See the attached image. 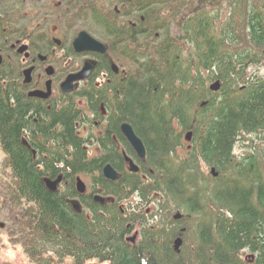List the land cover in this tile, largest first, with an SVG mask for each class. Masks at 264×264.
Masks as SVG:
<instances>
[{
    "label": "trees",
    "instance_id": "trees-1",
    "mask_svg": "<svg viewBox=\"0 0 264 264\" xmlns=\"http://www.w3.org/2000/svg\"><path fill=\"white\" fill-rule=\"evenodd\" d=\"M51 21L71 35L63 44L74 61L82 30L73 26L90 25L107 53L93 54L86 88L48 103L25 94L21 63L17 73L0 66V149L14 178L6 199L30 260L264 264V0H0V48L27 42L53 59ZM107 165L117 181L105 178ZM59 176L50 191L45 178ZM82 176L87 194L77 192Z\"/></svg>",
    "mask_w": 264,
    "mask_h": 264
},
{
    "label": "water",
    "instance_id": "water-1",
    "mask_svg": "<svg viewBox=\"0 0 264 264\" xmlns=\"http://www.w3.org/2000/svg\"><path fill=\"white\" fill-rule=\"evenodd\" d=\"M56 42L59 43V41H56ZM73 47H74V51L78 54L96 53V54L104 55L107 52L106 46L103 43H101L100 41L93 38L86 31L80 32V34L77 36V38L73 42ZM16 53L23 57L22 62L24 64H26L27 61L31 57V53L29 51V45L28 44H21L17 48ZM41 59L44 60L45 57H41ZM2 60H3V58H2V56H0V66L2 64ZM95 67H96L95 61H93V60L86 61L84 63L83 68L78 73L70 75L62 83V85H61L62 91L64 93L73 92L75 90V84L77 82L88 79ZM112 68H113L114 72H116V73L118 72V68L116 65H113ZM32 72H33V68H28L27 70H25L23 72L25 84L31 83ZM46 74L48 76H52L54 74V68L52 66L48 67L46 69ZM100 84H101L100 81H97L96 86L100 87ZM51 85H52L51 81H48L46 84V87L48 90L47 95L43 96L42 95L43 93H41V92H34V93H31L30 95L40 96V98L47 99V98H49L50 93H51ZM219 88H220L219 83H216L211 87V89L214 91H217ZM121 131H122L123 135L125 136V138L127 139V141L132 146V148L134 149V151L136 152L138 158L141 160H145V157H146L145 146H144L142 140L134 132V129L132 128V126L128 123L122 124L121 125ZM191 137H192L191 133L187 134L186 140L191 141ZM125 160L129 166V170L132 173H138L139 172V167L126 154H125ZM103 173H104L105 178H107L108 180H111V181H117L120 178V175L117 173V171H115L111 167V165H107L104 168ZM62 180H63V176H59L55 180L45 178V183H46V186L48 187V189L50 191L56 192L58 190V186L61 184ZM86 191H87V186H86L85 182L80 177H78L77 178V192L79 194H85ZM94 199L97 202H101L102 204H104L106 201H108V200L101 198L100 196H96ZM73 205H74L75 209H77L78 211L81 210L80 209L81 206H80L78 201H73ZM130 241L134 242L135 237L131 238ZM181 245H182V240L177 239L175 242V251L176 252H179Z\"/></svg>",
    "mask_w": 264,
    "mask_h": 264
},
{
    "label": "rangeland",
    "instance_id": "rangeland-1",
    "mask_svg": "<svg viewBox=\"0 0 264 264\" xmlns=\"http://www.w3.org/2000/svg\"><path fill=\"white\" fill-rule=\"evenodd\" d=\"M28 1V3H32L34 0H26ZM51 2V3H56L59 0H42V2ZM50 23V28L52 29V27L55 25L57 26V24H53V22L51 21ZM74 26L72 27V30H70L71 32H76V31H84L86 30V32L88 34H92V32H90L91 30V26L87 25V26H76V28H74ZM61 31H59V33L53 36L54 37H58V38H62L63 40H65L68 35L65 31V29H60ZM61 32V33H60ZM90 32V33H89ZM80 33V32H79ZM90 34V35H91ZM94 35V34H93ZM93 35H91L92 37H94ZM45 39H50V35L45 36ZM95 38V37H94ZM96 39V38H95ZM67 43L70 41V39H66ZM18 43H14L12 44L11 48H12V52H8V51H4L0 48V56H3V60H2V69L3 71L6 72H10L13 71L14 73H17L16 71L19 70L18 66L19 63H21V58L20 57H16L17 55L15 54V48L14 45H17ZM42 43H38V45L41 46ZM45 46V45H44ZM1 47H3V45H1ZM6 50V47H3ZM47 47H44V50H47ZM53 49V48H52ZM54 52L58 54V56L61 55V49H59V47H55ZM51 52V50H50ZM55 53L53 57H55ZM51 54V53H50ZM45 56V54L42 53H38L37 55L34 54V56L37 58V56ZM92 58L91 56L87 55V54H83L81 55L80 59H76L71 66H76L78 64H82L84 63L85 60ZM58 67H62L61 64H58ZM11 69V70H10ZM15 70V71H14ZM21 71H23V67L21 68ZM43 73L36 71V73L34 74V80L36 82H41L43 80H40V77H42ZM58 78V77H57ZM57 78H54L55 81L57 82ZM237 153H241L240 148H237ZM202 169L205 170L206 172L209 171L208 168H206L205 166H202ZM83 181L88 185V179H85L84 176H82ZM14 181L12 172L10 170V168H8L6 166V154L0 149V264H37L35 262H32L30 260V258L28 257V255L25 253L23 246L19 243V241L16 239V237L14 236V229H13V221L15 219H17L16 216L11 215L10 214V209L11 206L8 203V200L6 199V192L9 190V188H11L12 186V182ZM132 202H136V197L134 196L132 199ZM135 207L138 208H142L145 209V207L143 206H139V204ZM152 206H149V209ZM147 209V208H146ZM133 211V209H132ZM16 215H18V212H16ZM154 217V216H152ZM151 225L157 227L159 224L155 223L154 221L151 220V217H149V221H148ZM158 224V225H157ZM157 225V226H156ZM66 264H73V262L71 260H67Z\"/></svg>",
    "mask_w": 264,
    "mask_h": 264
},
{
    "label": "flooded vegetation",
    "instance_id": "flooded-vegetation-1",
    "mask_svg": "<svg viewBox=\"0 0 264 264\" xmlns=\"http://www.w3.org/2000/svg\"><path fill=\"white\" fill-rule=\"evenodd\" d=\"M59 31H61V30L59 28H57V27L52 28L50 30V34H47V36L50 35V37H51L50 41H52V43L54 44L53 49L56 46L59 47V49H61V55L60 56H58V54L55 53L54 50L52 49L51 53H55V57L53 59H49L47 56H40L39 57V55L36 58L34 56V54L32 53V51L30 49V44H29V51L31 53V57H30V59L28 60V62L26 64L22 63V67H23V71H25L28 68H33V72H32V75H31L32 81H31L30 84H25L24 83V75H23V84L28 87V90L25 91V94L32 100L41 101V102H47L48 103L49 101L53 100V98L57 99L60 94H62V95H71V94L75 93L76 91H78L81 88H86L88 86V84L91 82L90 78H91L93 72L91 73L90 77L86 81L75 84V90L73 92L64 93L62 91L61 85L70 75L75 74L78 71H80L83 68V65H84L85 61H87V60H95L96 61V58L91 53L87 54V55L91 56L92 58L85 60L83 65L82 64L76 65V67H74V68H76L75 71L71 70V68H72L71 64L74 62V58L67 56L65 45L63 44V39L62 38L61 39L58 38V37H54L53 38L54 35L57 36ZM56 41H59V43H57ZM72 46H73V42H72ZM52 56H54V54H52ZM41 57H45V59L42 60ZM21 62H22V60H21ZM58 64H61L62 67L61 68L58 67ZM50 66H52L54 68V74L52 75V77H49L46 74V69L48 67H50ZM23 71H21L22 74H23ZM36 71H39V72L43 73L42 77H40V80H43V81L36 82L34 80V74L36 73ZM114 73H116V72H114ZM118 73H119V70H118V72L116 74H118ZM106 77H107L106 74H102L101 77H97L93 81V84L96 86L97 81H100V83H101L100 87H97L98 89H100L104 85V83H105V81L107 79ZM54 78L59 79V81L56 82ZM48 81H51V84H52L51 85V93H50L49 98L43 99V98H40V96L30 95L31 93H34V92H41V93H43L42 94L43 96L47 95L48 90H47L46 84H47ZM105 113L106 112L104 111V114ZM99 134H102V133H99ZM127 168H128V165H127ZM63 183L64 182H62L61 185H63Z\"/></svg>",
    "mask_w": 264,
    "mask_h": 264
}]
</instances>
